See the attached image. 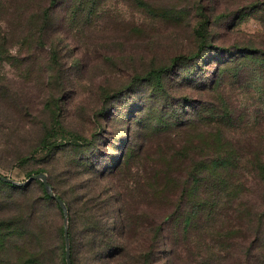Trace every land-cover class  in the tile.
<instances>
[{"label":"trees","instance_id":"1","mask_svg":"<svg viewBox=\"0 0 264 264\" xmlns=\"http://www.w3.org/2000/svg\"><path fill=\"white\" fill-rule=\"evenodd\" d=\"M102 1L0 0V153L16 152L17 165L47 166L27 178L46 174L65 203L72 264H264V42L240 46L210 80L187 76L174 95L167 80L204 63L209 28L201 19L195 54L150 69L127 92L145 87L135 110L143 130L135 153L126 147L114 160L97 161V136L61 124L58 91L49 90L48 120L27 130L29 102L2 65L41 74L36 64L48 46V77L62 84L57 44H47L56 15L72 32ZM15 44L18 56L10 51ZM217 49L223 56L234 50ZM238 89L251 104L236 100ZM65 250L63 212L42 182L0 181V264H66Z\"/></svg>","mask_w":264,"mask_h":264},{"label":"rangeland","instance_id":"2","mask_svg":"<svg viewBox=\"0 0 264 264\" xmlns=\"http://www.w3.org/2000/svg\"><path fill=\"white\" fill-rule=\"evenodd\" d=\"M63 17L56 15V29L47 43L57 44L55 70L63 77L62 84L54 85L48 77V46L36 64L41 74L9 63H4L2 70L29 102L28 131L33 132L30 127L36 123L34 120H48L45 104L49 90L58 91L55 98L61 110V124L87 138L96 135L93 154L99 162L109 157L116 159L126 147L127 152L134 153L140 147L143 130L138 123L142 117L135 110L145 87L137 86L130 94L127 92L135 79L150 69L168 65L174 57L195 54V32L201 19L207 18L209 28L210 46L204 63H198L191 75L184 68L180 76L175 74L167 80L176 86L174 95L180 92L177 88L187 76H193L195 81L210 80L218 64L231 58L240 46L264 42V0H103L95 15L72 32L62 30ZM0 26L4 27L1 21ZM219 47L234 50L223 56ZM20 49L13 45L11 54L18 56ZM117 93L119 97L113 100ZM234 95L239 102L252 103L251 95L239 89ZM191 98L197 99L198 95L191 94ZM110 114H118L121 122L109 119ZM22 139V145H27L31 138L23 135ZM15 153H0L1 175L24 182L27 172L47 168L37 161L17 165ZM60 155L66 159L67 155Z\"/></svg>","mask_w":264,"mask_h":264},{"label":"water","instance_id":"3","mask_svg":"<svg viewBox=\"0 0 264 264\" xmlns=\"http://www.w3.org/2000/svg\"><path fill=\"white\" fill-rule=\"evenodd\" d=\"M37 180L42 182L44 189L47 192V194L50 196V198H52L60 206V208L63 212V216H64V238H65V247H66L65 261H66V264H72L71 258H70V240H69V236H68V220H67L68 211H67V207H66L65 203L63 202V200L58 198L55 195L51 185L48 182L47 175L44 173H38V174L30 176L24 182H17L10 177L3 176L0 174V181L14 185V186H18V187L29 186L32 184V182L37 181Z\"/></svg>","mask_w":264,"mask_h":264}]
</instances>
